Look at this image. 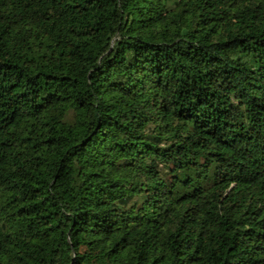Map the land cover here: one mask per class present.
Here are the masks:
<instances>
[{
    "label": "trees",
    "instance_id": "1",
    "mask_svg": "<svg viewBox=\"0 0 264 264\" xmlns=\"http://www.w3.org/2000/svg\"><path fill=\"white\" fill-rule=\"evenodd\" d=\"M0 264H264V0H0Z\"/></svg>",
    "mask_w": 264,
    "mask_h": 264
}]
</instances>
